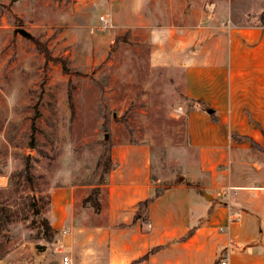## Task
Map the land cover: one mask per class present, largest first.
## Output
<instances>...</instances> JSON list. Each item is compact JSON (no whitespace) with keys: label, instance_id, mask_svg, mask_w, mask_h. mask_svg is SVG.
I'll return each instance as SVG.
<instances>
[{"label":"rangeland","instance_id":"1","mask_svg":"<svg viewBox=\"0 0 264 264\" xmlns=\"http://www.w3.org/2000/svg\"><path fill=\"white\" fill-rule=\"evenodd\" d=\"M222 25L264 26V0H0V264H60L57 235L46 241L38 226L51 190L88 186L78 213L115 147H149L158 191L182 178L197 159L182 62L204 57L213 38L221 49ZM241 154L247 184H264L253 162L264 148Z\"/></svg>","mask_w":264,"mask_h":264},{"label":"crops","instance_id":"2","mask_svg":"<svg viewBox=\"0 0 264 264\" xmlns=\"http://www.w3.org/2000/svg\"><path fill=\"white\" fill-rule=\"evenodd\" d=\"M222 26L215 28L225 39L221 49L213 31L211 50L182 62L185 95L193 102L187 140L197 159L180 180L155 197L149 147L126 144L111 151L114 167L100 186L98 214L84 206L74 211L76 193L88 186L51 190L46 219L70 264H219L223 258L264 264V184H247L241 172L242 148H264V26ZM254 158L262 168L264 160Z\"/></svg>","mask_w":264,"mask_h":264},{"label":"trees","instance_id":"3","mask_svg":"<svg viewBox=\"0 0 264 264\" xmlns=\"http://www.w3.org/2000/svg\"><path fill=\"white\" fill-rule=\"evenodd\" d=\"M192 102V101H191ZM193 102L190 106V108L192 107ZM188 112V111H187ZM212 116V115H211ZM114 167V163L112 161L111 155L109 154L106 157L105 163H104V169L105 171V178L106 175L108 174V172ZM23 173V175H25V178L31 182V178H30V169L27 168V166L21 171ZM152 179V178H151ZM152 182L155 184V181L152 179ZM105 184V180L103 181V183L99 184V185H95V187L92 188V190L90 191L89 194H87L83 199H82V206L84 207H89L92 208L93 213L98 214L100 212L101 209V202L99 199V188L101 185ZM163 190H156L155 189V197H158L159 194L162 192ZM150 200H145L141 203L138 204V210L135 213L134 219L138 218L140 216V212L145 209L148 205ZM30 208L33 210V213L37 216L41 214V211L36 207L35 204L30 205ZM2 218V214L0 213V220ZM6 222H9V217H5ZM5 222V223H6ZM3 224V223H1ZM39 228L42 231V234L45 238L46 241H48L49 239H51L54 235V230L53 228L50 226L48 220L46 219V217H42L41 219H39ZM192 231H188L183 237H181L179 239V241H184L186 240L190 235H191ZM159 250V247H155L152 248L150 250L147 251V253L139 260V261H143L146 260L149 256L153 255L155 252H157Z\"/></svg>","mask_w":264,"mask_h":264},{"label":"built area","instance_id":"4","mask_svg":"<svg viewBox=\"0 0 264 264\" xmlns=\"http://www.w3.org/2000/svg\"><path fill=\"white\" fill-rule=\"evenodd\" d=\"M100 20L103 22V24H104L105 26L108 25V21H107L106 18L101 17ZM57 251H58L59 253H61V254L63 253L61 249H57ZM61 264H70V261H69V259H68L67 256H63V257H62V259H61ZM219 264H228V263H227V259H226V258H223V259L219 262Z\"/></svg>","mask_w":264,"mask_h":264},{"label":"water","instance_id":"5","mask_svg":"<svg viewBox=\"0 0 264 264\" xmlns=\"http://www.w3.org/2000/svg\"><path fill=\"white\" fill-rule=\"evenodd\" d=\"M14 34H20L21 36H23L24 38H27V39L30 38V35L28 33H26L25 31H23L22 29H15ZM105 138H107V136H105ZM180 179H178V180H180ZM203 196L208 200L210 199L209 196L206 195L205 193H203Z\"/></svg>","mask_w":264,"mask_h":264}]
</instances>
